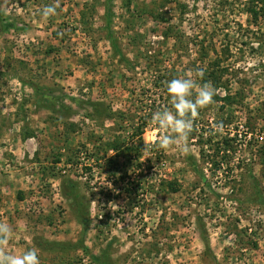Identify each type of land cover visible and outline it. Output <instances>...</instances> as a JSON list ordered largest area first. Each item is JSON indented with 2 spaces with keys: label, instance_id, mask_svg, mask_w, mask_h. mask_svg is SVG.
<instances>
[{
  "label": "rangeland",
  "instance_id": "rangeland-1",
  "mask_svg": "<svg viewBox=\"0 0 264 264\" xmlns=\"http://www.w3.org/2000/svg\"><path fill=\"white\" fill-rule=\"evenodd\" d=\"M244 2L0 0L8 253L35 247L40 264H264V23H250ZM205 69L218 84L188 152L161 148L152 116L172 110L162 80L204 84ZM44 240H82L87 253L42 251Z\"/></svg>",
  "mask_w": 264,
  "mask_h": 264
},
{
  "label": "clouds",
  "instance_id": "clouds-1",
  "mask_svg": "<svg viewBox=\"0 0 264 264\" xmlns=\"http://www.w3.org/2000/svg\"><path fill=\"white\" fill-rule=\"evenodd\" d=\"M55 7L44 9L45 17L54 14ZM172 110L164 108L153 113L152 122L157 127V143L161 148L175 146L179 151L188 152V140L194 130V122L198 118L199 109L213 103L215 88L212 84H198L191 76L178 77L167 84ZM220 130L217 125L216 131ZM10 225L0 222V264H40L38 250L33 247L20 255L6 251L12 238Z\"/></svg>",
  "mask_w": 264,
  "mask_h": 264
},
{
  "label": "trees",
  "instance_id": "trees-1",
  "mask_svg": "<svg viewBox=\"0 0 264 264\" xmlns=\"http://www.w3.org/2000/svg\"><path fill=\"white\" fill-rule=\"evenodd\" d=\"M243 8H244V12L246 14H248V16L250 17V20H251L250 23H252V25H254V26L257 25V27H258L260 25V23H264V0H245V2L243 4ZM238 26H239V30L242 31L243 30L242 26H240V25H238ZM164 37L167 38L166 35ZM209 66H211L213 68L212 71H215V74H217V72H222V70H224V69H219L220 65L218 63H216L215 61H213ZM213 75H214V72L213 73H211L209 71L207 72V69H205L202 71L201 80L203 81V83H209L212 81L214 83V86L216 87V85L218 84L217 83V77L213 76ZM167 81L169 82V80H162L161 85L162 86L167 85L168 84ZM215 99L217 100L219 98L215 96ZM223 99L225 102H229L231 97L225 96ZM145 123L146 122L142 121V123H140V126L137 127V130L139 131L140 136L143 134L142 130H143V127L145 126ZM63 192H64L63 195L67 199H70L71 202L74 201L73 198L70 196V194H67L65 191H63ZM73 203H72V207H73ZM81 213L79 214L76 210L75 211V215H76L75 217H76V220L78 221V223L82 226L83 231H85L86 223H85V217L84 216H86V215L84 214V212L82 214ZM39 249L42 251H56V250L59 251L60 250L62 252H65V251L70 250V249H76V250H82L84 253H87L86 247L83 245L82 240L78 241L75 244H61V243H55V242H48V241L44 240V241L39 243ZM94 260L97 262V264H106L105 261L101 260V257L100 258L95 257Z\"/></svg>",
  "mask_w": 264,
  "mask_h": 264
}]
</instances>
